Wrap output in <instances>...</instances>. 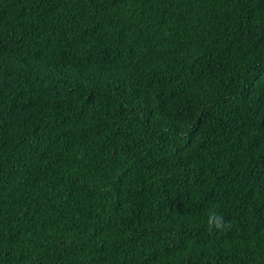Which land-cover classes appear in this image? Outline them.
Listing matches in <instances>:
<instances>
[{
    "label": "trees",
    "instance_id": "trees-1",
    "mask_svg": "<svg viewBox=\"0 0 264 264\" xmlns=\"http://www.w3.org/2000/svg\"><path fill=\"white\" fill-rule=\"evenodd\" d=\"M0 264H264V0H0Z\"/></svg>",
    "mask_w": 264,
    "mask_h": 264
},
{
    "label": "clouds",
    "instance_id": "clouds-1",
    "mask_svg": "<svg viewBox=\"0 0 264 264\" xmlns=\"http://www.w3.org/2000/svg\"><path fill=\"white\" fill-rule=\"evenodd\" d=\"M206 227L209 231H223L226 227V221L222 213L216 210L215 206H210L206 213Z\"/></svg>",
    "mask_w": 264,
    "mask_h": 264
}]
</instances>
